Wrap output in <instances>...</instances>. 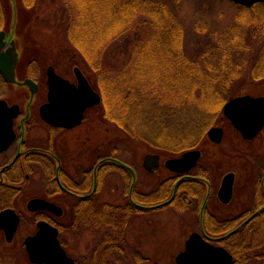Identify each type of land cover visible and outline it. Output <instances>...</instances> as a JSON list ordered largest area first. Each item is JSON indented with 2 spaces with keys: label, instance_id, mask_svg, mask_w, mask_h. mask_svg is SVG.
<instances>
[{
  "label": "rangeland",
  "instance_id": "obj_1",
  "mask_svg": "<svg viewBox=\"0 0 264 264\" xmlns=\"http://www.w3.org/2000/svg\"><path fill=\"white\" fill-rule=\"evenodd\" d=\"M41 1L39 7L20 11L16 20L15 34L23 51L22 63L35 60L43 68L41 75L48 66H52L58 75L68 81L73 80L71 69L74 67H79L86 74L103 100L95 113L97 120L85 123L79 129V134L94 135L101 149H104L103 153L116 147V154L122 159L129 157L138 161V156L158 154L160 151L163 160L172 158L163 147H170L182 133L192 131V124H199L207 111L200 106L201 103L195 106L192 102L191 105L184 104L185 95L192 99L198 96V81L210 85L206 79L211 74L204 69L205 64L214 66L213 72L225 76L226 80V74H234L231 75L233 84L226 90L229 99L247 94L264 96V81H259L264 73V6L245 8L229 0H151L168 9L171 16H160L162 23L159 24L142 14V26L108 41L102 47L99 39L105 28L115 21L116 5L113 0H98L101 8L94 3L97 2L95 0L90 5L92 11L85 13L81 21L75 20L77 14L75 16L73 12V29L72 17L64 7L63 0ZM7 19L6 0H0V30H4L2 26H7ZM8 29L5 30L10 33L12 26ZM75 41L83 49L97 54L105 50L106 54L102 55L100 61L92 62L90 57L86 59L78 51ZM138 46H142V50L136 51ZM197 62L202 63L203 69L197 66ZM123 94L127 98L121 100L119 96ZM141 94H148L149 98L138 96ZM181 104L185 105L186 110H181ZM118 116L123 125H128L132 131L129 128L125 131L119 126L116 121ZM185 125H189L186 127L189 131H181ZM212 127L230 129L223 115ZM140 135L166 143L149 147L140 139ZM249 148L252 154L258 151L264 154V131L251 143H245L227 132L226 139L219 145L210 142L206 134L200 149L204 155L201 165L206 166L211 160L216 169L220 168L225 153L233 151L235 155H242ZM161 170L156 177L167 178V170ZM244 172L241 170L240 175L245 176ZM143 178L148 185L145 191L151 192L156 182L155 176L145 173ZM216 180L215 176L213 183ZM124 188V177L119 172L108 177L106 185L102 187L105 201L122 204ZM247 192L237 185L231 203L222 204L218 192L214 191L207 208L213 217L222 220L244 210V204L251 206L252 197ZM191 209L196 212H190ZM197 210V200L194 199L187 211L169 206L143 218L136 216L125 235L133 245L136 236H142L148 247L143 243L141 246L148 250L144 251L148 257L160 264H173V257H166L170 253L169 246L163 245L162 240L175 236L183 240L192 230H198L200 213ZM212 222L215 223V220L212 219ZM89 237L91 239L92 234ZM251 243L248 240L245 244L248 261L244 264H264V256H259L264 253V244H253L252 248H247Z\"/></svg>",
  "mask_w": 264,
  "mask_h": 264
},
{
  "label": "flooded vegetation",
  "instance_id": "obj_2",
  "mask_svg": "<svg viewBox=\"0 0 264 264\" xmlns=\"http://www.w3.org/2000/svg\"><path fill=\"white\" fill-rule=\"evenodd\" d=\"M21 63L22 58L15 83L8 82L0 73V101H3L0 105V264H47L33 260L28 244L43 231L45 236L32 241L38 260L49 256L61 258L59 247L73 260L72 264H160L145 253L148 250L141 245L148 246L142 236H136L134 245L129 241L125 235L129 224L136 216L143 218L169 206L187 211L194 199L200 213L199 229L192 230L183 240L178 236L162 240L163 245L169 246L166 257H173V264H178V257L185 252L193 234L200 236L202 244L208 242L226 249L234 258L233 264H237L238 256H246L239 249L248 240L252 243L247 248L264 244L262 152L252 154L249 148V155L248 152L225 153L217 169L211 160L206 166L201 165L202 155L190 172L177 174L167 170L169 176L159 179L156 173L166 169V160L161 154H154L160 156V166L150 171L145 166L147 155L138 156V161L129 157L122 159L117 156L116 147L103 153L94 135L79 134L85 123L97 120L95 113L102 103L86 109L78 126L66 128L47 122L42 107L49 103L47 72L50 66L41 75L43 68L35 60ZM75 68L71 69L73 80L70 82L78 85ZM224 119L230 129L222 127V142L227 132L251 143L264 131L247 140ZM241 170H245V176L240 175ZM116 172L124 177L125 184L120 205L105 201L102 194L108 177ZM145 173L155 176L151 192L145 191L148 186L143 178ZM231 173L234 174L233 193L235 186L241 185L252 197L251 206L244 204V210L216 219L207 208L208 202L214 191L219 193L224 178ZM213 175L217 177L215 183ZM173 197L171 203L159 206ZM218 199L222 204H229L233 197L228 203H223L219 196ZM259 256L263 257L264 253Z\"/></svg>",
  "mask_w": 264,
  "mask_h": 264
},
{
  "label": "water",
  "instance_id": "obj_3",
  "mask_svg": "<svg viewBox=\"0 0 264 264\" xmlns=\"http://www.w3.org/2000/svg\"><path fill=\"white\" fill-rule=\"evenodd\" d=\"M231 2L251 8L257 4H264V0H230ZM15 30L9 33L0 30V73L11 83L16 82L17 67L20 60L17 39L14 37ZM48 82L50 85L49 103L42 107L44 119L60 127L72 128L82 123L84 112L90 107L99 105L102 102L101 95L90 85L84 73L75 68L78 85L58 75L53 67L48 69ZM3 101H0V105ZM223 115L231 124L238 129L247 140L254 139L264 128V96L254 97L252 95H241L227 101L223 107ZM224 130L221 127H213L208 131L209 139L220 144ZM200 150L185 152L181 157L169 159L165 162L168 170L177 174L190 172L201 158ZM120 165L127 168L121 162ZM145 166L153 171L160 166V156L148 154L145 158ZM234 174H228L219 189L218 196L223 203H228L233 197ZM174 197L164 204L172 202ZM32 203H36L35 201ZM45 231L38 237L29 241L30 254L34 261H43L47 264H72L73 260L68 258L62 251L61 258L42 257L38 260L33 250V242L39 237L45 236ZM198 234H193L186 243V250L178 257V264H233V256L223 247L213 246L208 242L203 244ZM57 245V242H55ZM202 244V247L199 245Z\"/></svg>",
  "mask_w": 264,
  "mask_h": 264
},
{
  "label": "trees",
  "instance_id": "obj_4",
  "mask_svg": "<svg viewBox=\"0 0 264 264\" xmlns=\"http://www.w3.org/2000/svg\"><path fill=\"white\" fill-rule=\"evenodd\" d=\"M95 0H63L64 7L68 10L69 15L72 17V29L74 27L73 21V12L76 16L75 20L81 21L82 17L87 13L88 11H92V6H90ZM116 5L115 10V21L113 24L108 25L105 30L103 31L101 38L99 39V44L102 47H105V44L108 41H113L115 39L120 38L123 35H126L130 31L137 30L140 26H142L144 23L140 20V16L147 15L149 18L156 20L159 22V24L162 23L160 16L164 15L167 17L171 16L168 12V9H166L164 6H161L157 3L152 2L151 0H113ZM41 0H6V6H7V26H2V29H8L11 28L15 30L16 29V20L18 19V16L20 14V11H23L28 8L32 7H39L41 5ZM96 5L98 4L101 8V4L95 1ZM93 3V4H94ZM44 5V4H42ZM257 6H264L263 4L256 5ZM9 7V9H8ZM6 15V14H5ZM78 16L81 17L78 19ZM2 17V16H1ZM4 17V16H3ZM173 19V18H172ZM174 21V20H173ZM4 22V21H3ZM11 23V25H9ZM77 25V24H76ZM75 25V27H76ZM9 30V29H8ZM71 31V28H70ZM76 42V41H75ZM76 44L78 51H80L85 56L86 59L90 57V60L100 61V58H102L105 50L100 53H96L95 51H89L88 49H83L77 42ZM142 46H138L137 50H142ZM135 51V50H134ZM86 55H85V54ZM202 63L197 62V66H200L203 69ZM99 65V64H98ZM82 67V66H81ZM100 66L96 68V72L98 71ZM84 69V67H82ZM204 69L207 71L208 74H211L210 76L207 75V81H209L210 85H204V82L202 80L198 81L196 83V88L199 92L198 96L195 97V99H192L191 97H187V95L184 96V101L186 105H191V102L195 105L202 104L200 106H204L207 111L203 114V119L199 120V124L195 125V123L192 124L193 129L190 132L182 133L180 138L178 140H174L172 144H170V147H163L164 151H167V153L170 155V157H178L183 152L191 150V149H201L203 147V142L206 137L207 131L210 127L216 124V121H219L220 117L223 115V106L228 101V88L232 86V78L231 75L234 76V74H226L228 76V80L225 79V76H221L218 72H213V69L215 70V67L212 65L205 64ZM103 70V67L100 68V71ZM218 73V74H217ZM220 75V76H219ZM262 77L259 78V81H264V73L260 75ZM236 77V75H235ZM258 80V79H256ZM222 89V90H221ZM227 90L225 93H221V91ZM132 93V92H131ZM153 93V92H152ZM200 94V95H199ZM123 96V97H122ZM122 96H119V98L126 99L127 96L123 94ZM138 96H145L149 98L148 94H141ZM230 96V95H229ZM163 100V98H160ZM188 99V100H187ZM194 100V102L192 100ZM181 104V110H186L185 105ZM219 118V119H218ZM117 123L120 127H122L125 131L128 127V125H123L121 118L118 116L116 119ZM215 121V122H214ZM190 125V124H189ZM189 125H185L181 127V131H189L186 129ZM129 130H131L129 128ZM132 131V130H131ZM129 132V131H128ZM136 133H139L137 131H134ZM140 134V133H139ZM140 139L149 147H152L153 145H162L166 142L156 141L152 137H146L141 136ZM177 141V142H176ZM169 144V143H168ZM137 144H135L136 148ZM134 148V145H133ZM118 151V150H117ZM159 154L163 155V153L160 151ZM118 156V155H117ZM118 230V229H117ZM235 253L238 252L236 248L232 249ZM239 252L241 254H245L246 252V246L241 250L239 249ZM243 256V255H242ZM248 261L247 254L244 257L238 256L236 258V262L244 264Z\"/></svg>",
  "mask_w": 264,
  "mask_h": 264
}]
</instances>
